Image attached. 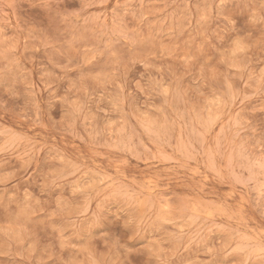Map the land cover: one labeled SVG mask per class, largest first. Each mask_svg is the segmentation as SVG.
Instances as JSON below:
<instances>
[{"label": "clouds", "instance_id": "clouds-1", "mask_svg": "<svg viewBox=\"0 0 264 264\" xmlns=\"http://www.w3.org/2000/svg\"><path fill=\"white\" fill-rule=\"evenodd\" d=\"M7 10L26 15L13 25ZM257 46L264 54V0H0V169L11 158L20 161L15 171L0 172V218L14 226L0 229V264H127L110 254L114 248L126 253L128 242L145 233L158 234L152 247L167 246L164 257L194 243L203 244L208 256L205 237L213 228L229 233L228 248L218 251L243 253L240 264H264V236L258 245L244 246L238 228L193 214L190 201L162 200L154 183L131 172L125 176L121 167L126 156L150 155L138 151L142 137L159 146L161 108L185 91L181 83L192 74H198L196 86L185 95L194 102L204 90L215 96L221 80L242 82L220 91L225 128L230 130L237 101L256 98L264 145V69L231 73L227 61L243 48L247 70L248 53ZM213 60L218 73L210 76L206 68ZM5 117L26 121L27 128H7ZM78 127L87 133L88 153L70 150L53 135L78 137ZM229 147L235 151L237 145ZM101 150L105 160L98 162ZM223 182H231L233 191L248 184L230 172ZM259 190L264 197V179ZM57 221L59 227H52ZM33 222L54 233L40 259L34 258L35 233L26 230ZM102 225L118 235L105 244V255L93 258Z\"/></svg>", "mask_w": 264, "mask_h": 264}, {"label": "rangeland", "instance_id": "rangeland-1", "mask_svg": "<svg viewBox=\"0 0 264 264\" xmlns=\"http://www.w3.org/2000/svg\"><path fill=\"white\" fill-rule=\"evenodd\" d=\"M21 7L27 8V5ZM25 15L24 11L7 10L8 20L13 25ZM243 59V48L233 50L227 57L228 63L232 65L229 71L231 73L246 71L258 75L261 69H264V54L258 50V46L248 53L247 70L243 67ZM206 71L210 76L218 73L215 60L209 62ZM197 79L198 74L186 76L181 83V88L185 91L179 93L169 105L161 108L159 118L163 128L159 146L149 142L147 137H142L144 147L138 151L150 155L140 159L126 156L121 167L125 170V176L131 172L138 179L154 183L155 190L162 200L169 203L180 200L190 201L193 214L202 219L207 218L209 221L215 220L221 227L238 228L240 233L238 239L244 246L249 243L258 245L264 236V222L261 220V213L264 212V197L259 190L261 180L264 179L260 176L261 171L264 170V159L261 158L264 145L260 143L262 137L259 133L262 114L253 108L256 98L247 100L242 105L237 101L238 107L232 112L230 130H226L225 125L228 124V120L219 99L220 91L243 87V83L238 80L227 82L221 80L220 91L215 96L210 90H204V96L194 102L190 95H185V92L196 86ZM165 91L167 92V89ZM156 103L159 106L163 101L157 100ZM102 107L105 106L102 105ZM149 115L145 114V119H148ZM202 125L210 129L209 135L203 133ZM243 125H250V127L241 130ZM22 126L26 129L27 122L21 120L16 123L5 117V127L20 132ZM252 128L257 130L253 132ZM34 131L43 132L44 130L37 127ZM76 131L79 138L71 134L63 137L60 134L53 135L57 140L62 139L70 150L88 153V146L85 143L87 133L82 127H78ZM233 142L237 145L235 151L229 147ZM102 160H105L103 150L98 157V162ZM178 161L184 166L178 167ZM19 167L20 161L11 158L0 172H13ZM229 172L233 180L248 181L243 191L240 190L243 187L240 184L236 186V191H233L231 182H223ZM213 177L216 179L214 180ZM8 194L10 193H5V195ZM164 207L167 208L168 204ZM59 224L60 222L57 221L52 227H59ZM10 227L14 226H11L7 219L0 218V229L8 230ZM52 227L45 230L36 222L26 226V230L30 228L35 233V259L41 258L43 246L54 243ZM101 227L103 230L97 232L94 251L90 253L93 258L97 253L105 255L107 253L105 244H111L118 235L111 225ZM16 234H22L18 228ZM157 236L158 234L145 233L129 241L126 253L119 248H114L110 254L111 259L126 260L127 264H165V261L167 264H175L177 260L191 261L192 264H199L203 260H208L209 264H240L244 258L241 252L217 250L218 248L227 249L229 238L228 232L217 228H213L205 237V243L211 250L208 256L204 255L203 244L194 243L183 249L177 256L164 257L163 253L167 246L164 249L152 247V240ZM76 247L79 248L82 245L77 244ZM68 255L65 253V258H68ZM76 258L83 259V256ZM17 259L20 258L17 257ZM47 264H52V261L48 260ZM250 264H259V260H253Z\"/></svg>", "mask_w": 264, "mask_h": 264}]
</instances>
